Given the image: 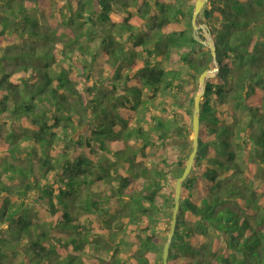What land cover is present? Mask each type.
<instances>
[{
	"label": "trees",
	"instance_id": "1",
	"mask_svg": "<svg viewBox=\"0 0 264 264\" xmlns=\"http://www.w3.org/2000/svg\"><path fill=\"white\" fill-rule=\"evenodd\" d=\"M75 1L0 0V264H162L192 124L150 111L215 67L196 0ZM196 17L219 70L168 264H264V0Z\"/></svg>",
	"mask_w": 264,
	"mask_h": 264
},
{
	"label": "water",
	"instance_id": "2",
	"mask_svg": "<svg viewBox=\"0 0 264 264\" xmlns=\"http://www.w3.org/2000/svg\"><path fill=\"white\" fill-rule=\"evenodd\" d=\"M208 2V0H196L194 4V10L192 13L191 23L193 27V34L196 40L201 42L203 45L207 46L211 52L213 62L215 64L214 68L205 69L204 71L200 72L198 76V86L199 89L196 92L192 102H193V109H192V148L188 154L187 161L185 167L181 173V175L177 178L175 182V194H174V207L172 211L171 222L168 229V236L167 240L164 243L161 259L162 264H168V255H169V248L172 241V237L175 231V225L177 220V212L179 208V201H180V193H181V185L189 175L191 168L193 166L194 157L196 156L198 150V134H199V113H200V101L202 96L205 92V81L208 77L214 76L216 72L219 70L218 62L216 60V51L214 46V40L205 24H197L196 23V16H198L199 12L201 11L202 7ZM199 30H202V35L204 38L202 39L199 35Z\"/></svg>",
	"mask_w": 264,
	"mask_h": 264
},
{
	"label": "rangeland",
	"instance_id": "3",
	"mask_svg": "<svg viewBox=\"0 0 264 264\" xmlns=\"http://www.w3.org/2000/svg\"><path fill=\"white\" fill-rule=\"evenodd\" d=\"M59 1H61V0H53V5H54V10H55V12L58 14V11H59ZM63 2H65V3H68V4H71L72 5V7L73 8H75V4H76V1L75 0H62ZM207 3V2H206ZM204 7V6H203ZM202 7V8H203ZM202 10V9H201ZM117 14H120V15H122V16H126L127 15V11H119V10H117L116 9V12H114V13H112L111 15H110V17L112 18V20H117L118 19V15ZM113 28V27H112ZM115 31H113L114 33L115 32H121L122 34H126L124 31H122V30H116V29H114ZM101 32H103V30H101ZM101 32H99V33H101ZM199 32L200 33H202V30H199ZM118 35V34H117ZM127 43H129V42H127ZM95 44V43H94ZM128 46H129V44H128ZM161 65H163V66H169V62H167V61H164V60H162L161 62H159ZM176 69L177 68H180V66H176L175 67ZM182 70L184 71L185 69L184 68H182ZM98 72V68L97 67H95L94 69H93V76H94V74H96ZM81 75V77H75L74 78V80L78 83V84H81L82 82H84L83 81V78L82 77H84V75L83 74H80ZM96 76V75H95ZM198 89H199V86H198V78H196V79H191V82L189 83H186L185 84V90L187 91V92H191L193 95V98H194V96H195V94H196V92L198 91ZM161 99H164L163 101L164 102H166L167 104H169L168 106H169V109H170V111H167V110H165V111H163V110H161L160 109V106L158 105V106H156V108L154 109H151V113L152 114H154V115H157V114H161V116L162 117H170V116H172L173 115V113L171 112V109L172 110H178L177 111V116L181 119V120H183L184 122H186V124H188L189 125V123H190V121H191V119H190V115L192 114V109H193V106H192V109H191V105H190V102H189V100H188V98L187 99H184V100H180V99H176V98H173V97H171V96H168V95H165V96H159V97H157L156 98V102L158 103V102H160L159 100H161ZM150 113V114H151ZM243 116L245 115V114H243V113H241ZM73 136H75V138L77 137L76 135H73ZM27 143L26 142H24V144L23 145H26ZM174 144V143H173ZM173 144H170V145H167V146H165L164 147V149H163V151H164V153L165 154H167V155H170V154H176V151L175 150H173L170 146H172ZM192 147H190V149H191ZM190 151H188V153H189ZM187 153V154H188ZM1 154V156H3V154L2 153H0ZM242 157L240 156L238 159H239V161L240 162H242V159H241ZM34 165V168H36V162H34L33 163ZM167 182H168V186H169V188L171 189V186H173L172 185V181L170 180L169 181V179L167 180ZM34 193H35V191H33V192H31V195H34ZM84 217L81 215V216H79V220L82 222V220H84L83 219ZM169 224L170 223H168V227H169ZM97 253L100 255V256H103V257H106L107 255H106V253L105 252H99V251H97ZM124 253L123 252H121L120 253V256H124L123 255Z\"/></svg>",
	"mask_w": 264,
	"mask_h": 264
}]
</instances>
